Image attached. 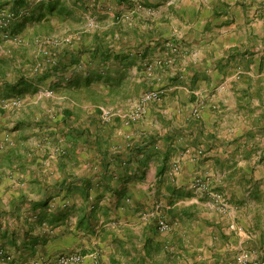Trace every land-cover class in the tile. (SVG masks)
Listing matches in <instances>:
<instances>
[{"label":"crops","instance_id":"obj_1","mask_svg":"<svg viewBox=\"0 0 264 264\" xmlns=\"http://www.w3.org/2000/svg\"><path fill=\"white\" fill-rule=\"evenodd\" d=\"M201 5L221 15L201 24L202 30L206 27L212 33L206 49L184 74L192 93L204 92L210 105L221 98L210 96L211 90L219 83L225 85L226 96L218 106L226 107V114L214 116L207 105L199 119L182 118L178 109V115L169 112L168 118L121 125L116 143L125 145L122 134L135 133L136 147H119L117 160L126 158L128 163L101 168L95 179L88 170L69 167L65 161L60 170L49 169L57 174L55 179L42 181L38 166L25 171L26 191H15L22 185L17 174L5 177L0 182V214L11 204L17 218L28 222L30 203L46 204L48 209L56 201V211L48 209L47 218L61 215L62 219L47 223L55 235L44 244V256L81 250L86 255L81 264H92L87 253L99 247L100 264H202L191 253L203 245L198 244V234L204 236L209 230L212 236L204 260L209 264H230L243 251L256 252L254 258L264 260V118L244 117L247 110L257 108L252 93L257 94V76H263L259 68L264 64V0L197 1L198 9ZM177 83L176 89L184 88L182 80ZM176 97L180 108L182 98ZM154 140L162 142V151L154 152L150 145ZM181 140L204 149L205 159H195L194 146L185 152ZM257 154L263 156L261 162ZM203 169L213 189L224 195L226 210L218 211L210 198H201L190 188L193 175ZM91 186L100 191L86 197L84 190ZM24 198L30 203H20ZM161 217L175 224L171 233L159 231ZM199 219L205 220V227ZM6 232L15 231L0 224L1 247L10 243ZM11 243L15 245L16 239ZM37 247L29 250L38 253ZM15 257L20 262L21 256Z\"/></svg>","mask_w":264,"mask_h":264},{"label":"rangeland","instance_id":"obj_2","mask_svg":"<svg viewBox=\"0 0 264 264\" xmlns=\"http://www.w3.org/2000/svg\"><path fill=\"white\" fill-rule=\"evenodd\" d=\"M47 1L30 0L28 9L22 8L7 28L0 29V71L5 72L4 80L15 83L20 76H26L32 81L41 74H51L35 88L25 89L20 95L14 92L8 95L7 90L0 95V100L7 102L5 106H0V141L10 137L0 152V182L4 183L8 175L17 174L22 185L15 191H26L29 184H26L25 171L38 166L42 181L55 179L57 174L53 175L49 169L58 170L62 161L69 167H83L95 179L102 168L103 153L109 154L111 164L125 166L128 159H116L118 148L136 147L135 133L122 134L125 145L116 143L115 135L121 130V125L139 124L147 118H168L169 112L178 115V109L182 118L199 119L203 117L207 105L214 116L222 117L226 112L227 108L221 106V98L226 96L225 85L219 83L211 90L210 96L219 98L221 95V98L210 105L204 92L192 93L191 81L184 74L200 50L206 49V38L212 33L206 27L202 30L201 24L204 21L209 24L216 15H221L209 12L204 5L198 9L197 1L204 0H54L58 3L57 7L65 6L62 14H48L42 21L28 20L20 25L32 11L38 13V8ZM9 8L6 6L0 12ZM161 18L162 21L159 20ZM5 34L10 38L6 39ZM96 38L103 39L112 55H117L119 59L112 57L106 61L100 56L94 57L90 50ZM67 52H75L77 56L67 55ZM259 69L263 76H257V94L252 93L257 99V108L248 107L249 114L243 113L244 109L240 108L246 118H264V64ZM97 74L101 78H97ZM89 75L95 79L87 84ZM238 78L242 80L240 74ZM179 79L183 81L182 89L175 86ZM77 82L80 83L78 87L75 86ZM152 91L159 92L160 96L147 104V113L143 118L127 124L115 115V119L109 122L102 121L104 110L127 114L145 93ZM177 95L182 98L180 108L175 103ZM218 103L221 105L218 106ZM195 110L199 111L198 116ZM66 112L68 116H65ZM180 142L185 152L195 147V159L201 162L205 159L204 149L191 146L189 142L188 145L182 140ZM150 145H154V152L163 150L162 142L157 143V140ZM262 157L257 154L260 162ZM36 158L40 160L36 161ZM199 177H208L212 184L203 169L193 175L190 188L201 198H210L219 211L221 203H217L209 193L193 187L194 180ZM89 188L91 195L100 191L99 187ZM24 199L20 203H30L27 198ZM223 201L226 204L225 199ZM203 203H206L205 199ZM32 205L35 208L31 209ZM9 206L0 214V224L15 231L7 234L6 239L9 238L10 243L4 247L12 260L1 261L0 264H37L45 258L62 254L48 257L42 252L46 243L43 238L50 240L55 235L49 226L55 222L47 218L49 210L54 212L57 209L55 200L49 204V210L45 209L46 204L30 203L31 223L17 218L12 211L14 205ZM48 222L51 224L48 225ZM168 222L170 229L161 233L172 232L175 224ZM198 222L205 227V220L199 219ZM206 231L204 236L198 234L197 238L198 244L202 242L203 245L197 246L191 253L192 259L195 255L198 261L203 260L202 264H209L204 261L205 249L210 245L212 235L209 230ZM27 232L31 236H27ZM91 238L94 240L92 235ZM14 239L15 245L11 243ZM36 239L37 244H33ZM20 244L25 245L19 248ZM36 245L38 253L29 250ZM99 251V247L91 250L87 253L88 258L92 252L100 255ZM73 252L83 253L81 250ZM247 252L251 257H257L256 252ZM16 254L21 256L20 262L14 261ZM239 255L230 264L235 263ZM97 264H100V259Z\"/></svg>","mask_w":264,"mask_h":264},{"label":"built area","instance_id":"obj_3","mask_svg":"<svg viewBox=\"0 0 264 264\" xmlns=\"http://www.w3.org/2000/svg\"><path fill=\"white\" fill-rule=\"evenodd\" d=\"M35 1H41V0H35ZM17 17V14L13 13L9 9L7 10H2L0 12V29L7 28L13 20H15ZM4 37L6 39H9V35L5 34ZM15 40L17 38H14ZM20 41V40H19ZM160 96V93L157 91H152L145 93L139 100V102L132 106V108L128 111L127 114H122L120 112L114 113L113 111L110 110H104L102 113V121L103 122H109L112 119H115V115L117 117L123 118V121L128 123L135 122L141 118H143L146 113H147V104L150 101H155L158 100ZM19 103V102H14V104ZM7 104L6 100L1 99L0 100V106H5ZM195 115H199V111L195 110ZM10 137L6 136L4 137V140L0 141V152L2 149H4L6 141H9ZM193 187L201 190L203 192L209 193L212 198L217 202L221 203V209L226 210V204L223 201V195L221 192L215 191L213 189V186L211 184V181L208 177H199L194 180L193 182ZM158 229L160 232H166L170 229V224L169 222L164 219V217H161L160 220L158 221ZM86 257L85 254L81 252H71V253H62L53 257L45 258L41 262H37V264H80L83 262L84 258ZM89 257L91 260L97 264L100 255L97 252H92L89 254ZM12 260V256L8 254L5 250H0V262L1 261H7L10 262ZM233 264H264V260L258 259L251 257L249 252L243 251L238 260L233 263Z\"/></svg>","mask_w":264,"mask_h":264},{"label":"trees","instance_id":"obj_4","mask_svg":"<svg viewBox=\"0 0 264 264\" xmlns=\"http://www.w3.org/2000/svg\"><path fill=\"white\" fill-rule=\"evenodd\" d=\"M29 1L30 0H0V10L6 8V6L10 7L9 10L12 11L15 14H18L22 8L28 9L29 6ZM60 1V0H59ZM58 1V2H59ZM126 0H118V2H124ZM76 2V0H74ZM40 6V5H39ZM58 3H56L54 0H48L46 4H42L38 8V13L36 11H32L27 18L23 22L20 23L22 26L26 21L28 20H37V21H42L45 17L53 14H62L64 10L66 9L64 5H61L60 7H57ZM94 46L90 50L91 54L96 57L100 56L103 60H109L115 58L119 59L117 55H112V53L109 51L107 45L104 44L103 39L96 38L94 40ZM77 53V52H76ZM67 55H72V56H77L75 52H67ZM1 64V63H0ZM4 71H0V95L5 92L6 90L9 91L8 95H11V93H19L22 94L25 89L31 88V87H36V85L40 82H42L46 77L50 76L51 74H41L39 78L36 80H29L27 79L26 76H20L15 83L9 82V80H4ZM97 78H101V75L97 74ZM92 79H95L93 75H89L86 78V83L89 84ZM119 81V80H118ZM80 83H75V86H79ZM6 87V89H3V87ZM65 116H68V112H66ZM118 159V158H116ZM111 162L109 161V154L103 153V161H102V168L107 170L111 166ZM64 186H61V190L64 189ZM89 189L90 188H85L84 194L86 197L89 195ZM16 206V205H15ZM62 216H53L51 219L52 221H58L61 220ZM7 232L5 237H7ZM38 239H36L33 244H37ZM43 241L46 242L47 238H43ZM36 242V243H35ZM5 250V248L0 246V250Z\"/></svg>","mask_w":264,"mask_h":264}]
</instances>
